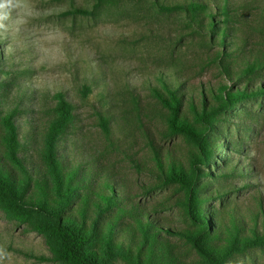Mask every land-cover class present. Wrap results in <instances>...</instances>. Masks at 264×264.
Instances as JSON below:
<instances>
[{
	"label": "rangeland",
	"instance_id": "374dc122",
	"mask_svg": "<svg viewBox=\"0 0 264 264\" xmlns=\"http://www.w3.org/2000/svg\"><path fill=\"white\" fill-rule=\"evenodd\" d=\"M190 1L29 0L28 23L0 34V156L5 151L1 117L14 112L20 156L40 178L43 139L56 115L57 93L64 94L75 115L59 154L80 186L69 210L76 215L85 196L98 201V195L113 190L116 206L98 223L106 226L119 208L129 209L116 228V241L130 246L133 257L141 254L144 263L151 262L149 254L154 264H207L181 233L191 227L184 190L164 181L155 156L160 153L167 172L171 165L189 170L198 153L191 139L172 132L168 110L154 92L162 89L158 76L180 83L183 110L191 120L190 104L216 103L223 86L264 90V0H196L208 9L198 22L184 11L159 9ZM74 8L95 12L66 13ZM85 85L91 88L86 96ZM209 138L213 164L202 169L198 189L202 210L215 226L214 241L223 244V233L234 223L242 234L253 229L264 234V93L221 115ZM0 165L21 175L3 159ZM89 215H94L92 206ZM137 218L157 226L152 255L149 245L141 246L139 230L134 237L125 230ZM33 222L9 218L0 206V249L8 254L4 264H63L38 258L53 255L54 241ZM229 263L264 264V245L234 254ZM113 264L130 263L118 259Z\"/></svg>",
	"mask_w": 264,
	"mask_h": 264
},
{
	"label": "trees",
	"instance_id": "16d2710c",
	"mask_svg": "<svg viewBox=\"0 0 264 264\" xmlns=\"http://www.w3.org/2000/svg\"><path fill=\"white\" fill-rule=\"evenodd\" d=\"M103 1L107 0H99L100 3ZM159 9L168 12L184 11L189 18L197 22L201 14L208 10L203 3L196 0L159 5ZM94 12V10L74 8L66 13L92 15ZM223 12L227 13V8L224 7ZM214 25L211 21L209 26L211 32L216 29ZM255 69L254 66H250L248 70L255 71ZM158 79L162 83V89L154 88V92L161 106L168 110V123L172 132L186 135L195 143L198 150V153L191 158L189 170L171 165L167 172L163 167L160 153H155L158 166L165 174L164 181L179 184L185 193L184 206L191 227L183 229L181 233L207 264H230L229 260L234 254L257 245H264V234L255 229L251 235L242 234L234 223L233 230L227 234L223 233L225 235L223 244L214 241L215 226L202 210L203 199L199 194L198 186L204 176L202 169L213 161L214 153L209 136L214 131L219 117L228 113L241 100L264 93V90H233L223 86L214 96L216 103H209L203 99L201 100L203 104L200 106L190 104L194 116L191 120L183 110L184 100L179 90L180 83H170L163 75H159ZM82 91L86 96L91 92V88L85 85ZM56 98V115L44 136L40 151L43 164V171L38 172L40 178L34 177L20 156L21 140L14 112H8L1 117L4 125L2 138L5 151L0 159L21 172L17 177L0 165L1 208L9 218L21 222H29L33 219L34 228L54 241L51 246L53 255L39 256L41 260L50 259L63 264H113L118 259H124L130 264H154L152 254L158 247L159 235L158 230L155 229L156 225L137 218L135 226L130 224L125 228L133 237L135 229L139 230L142 233L141 246L149 245L152 256L148 254L147 259L151 262L144 263L141 254L133 257L130 246L126 247L116 241V228L121 225L120 221L125 217L124 213L131 212L129 209L125 206L119 208L118 214L108 220L106 226L98 223V220H103L116 206V197L111 194L113 190L108 195H98V201L90 200L85 196L82 207L76 215L69 210L74 199L79 196L80 186L75 183V172L65 171L59 154V143L75 114L72 103L64 94L58 92ZM101 118L103 130L109 134L108 121L103 116ZM90 206L93 207L94 213L91 217ZM132 213H135V210ZM88 221H91V224Z\"/></svg>",
	"mask_w": 264,
	"mask_h": 264
},
{
	"label": "clouds",
	"instance_id": "9594fccd",
	"mask_svg": "<svg viewBox=\"0 0 264 264\" xmlns=\"http://www.w3.org/2000/svg\"><path fill=\"white\" fill-rule=\"evenodd\" d=\"M31 16L29 0H0V34L10 28L19 31ZM8 254L0 249V264H4Z\"/></svg>",
	"mask_w": 264,
	"mask_h": 264
}]
</instances>
